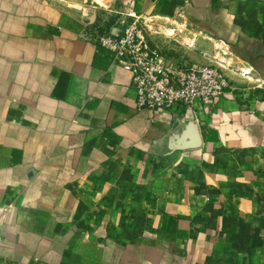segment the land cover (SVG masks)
I'll return each mask as SVG.
<instances>
[{"label": "crops", "instance_id": "1", "mask_svg": "<svg viewBox=\"0 0 264 264\" xmlns=\"http://www.w3.org/2000/svg\"><path fill=\"white\" fill-rule=\"evenodd\" d=\"M90 3L0 0V264H264V0ZM131 16L215 107L136 108L90 39Z\"/></svg>", "mask_w": 264, "mask_h": 264}, {"label": "built area", "instance_id": "2", "mask_svg": "<svg viewBox=\"0 0 264 264\" xmlns=\"http://www.w3.org/2000/svg\"><path fill=\"white\" fill-rule=\"evenodd\" d=\"M131 19L120 28L90 39L108 51L114 63L131 73L136 108L190 109L196 101L215 107L229 87L224 73L211 65L170 61L151 47L138 18Z\"/></svg>", "mask_w": 264, "mask_h": 264}, {"label": "rangeland", "instance_id": "3", "mask_svg": "<svg viewBox=\"0 0 264 264\" xmlns=\"http://www.w3.org/2000/svg\"><path fill=\"white\" fill-rule=\"evenodd\" d=\"M52 3H54L55 5L64 8V9H70V10H78L81 9V6H87V4L91 5L90 0H49ZM97 2H99V0H96ZM93 5L97 7L98 11L101 14L106 13L105 7L103 6H99L98 4H96V2H93ZM98 7H102V8H98ZM113 15V14H111ZM114 17V16H111ZM122 24V22H121ZM200 64V63H198ZM201 64H205V63H201ZM205 65H209V64H205Z\"/></svg>", "mask_w": 264, "mask_h": 264}, {"label": "water", "instance_id": "4", "mask_svg": "<svg viewBox=\"0 0 264 264\" xmlns=\"http://www.w3.org/2000/svg\"><path fill=\"white\" fill-rule=\"evenodd\" d=\"M190 131H191V130H190ZM188 135H189V137H191V138L194 139L192 145H193V144L196 145V144H197V139H196V137H195V132L192 130L191 133H189Z\"/></svg>", "mask_w": 264, "mask_h": 264}]
</instances>
